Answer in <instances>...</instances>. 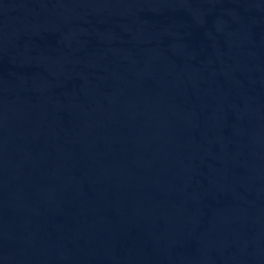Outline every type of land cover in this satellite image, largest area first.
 Listing matches in <instances>:
<instances>
[{
    "label": "water",
    "instance_id": "95a60500",
    "mask_svg": "<svg viewBox=\"0 0 264 264\" xmlns=\"http://www.w3.org/2000/svg\"><path fill=\"white\" fill-rule=\"evenodd\" d=\"M0 264H264V0H0Z\"/></svg>",
    "mask_w": 264,
    "mask_h": 264
}]
</instances>
